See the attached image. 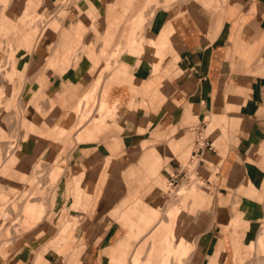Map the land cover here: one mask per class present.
Listing matches in <instances>:
<instances>
[{
    "label": "crops",
    "instance_id": "crops-1",
    "mask_svg": "<svg viewBox=\"0 0 264 264\" xmlns=\"http://www.w3.org/2000/svg\"><path fill=\"white\" fill-rule=\"evenodd\" d=\"M39 11L49 24L26 53L23 21ZM2 35L19 46L0 111L17 110L21 139L0 180L60 162L51 210L79 224L68 256L45 235L0 264H186L183 250L158 254L170 227L175 249L198 237L188 264H264V0H0ZM195 158L208 191L189 187L163 210L165 182ZM207 203L210 218L193 220Z\"/></svg>",
    "mask_w": 264,
    "mask_h": 264
},
{
    "label": "rangeland",
    "instance_id": "rangeland-1",
    "mask_svg": "<svg viewBox=\"0 0 264 264\" xmlns=\"http://www.w3.org/2000/svg\"><path fill=\"white\" fill-rule=\"evenodd\" d=\"M65 5L66 4H64L63 6ZM156 7L159 6L156 4L155 8ZM64 14L65 11L63 10V8H61L60 10H56L53 14L54 17L51 20H55L56 18L62 19ZM38 15L39 17L33 18L34 14H32L30 17L28 16L24 19V21L26 22L23 21V29H26V33H29L31 37L30 45L28 47L21 46L25 47L26 53L31 52L28 49L31 47L33 39L35 37L37 38L38 33L43 31V29L49 24V16L47 13L44 14L43 11H39ZM144 21L145 20H143V22ZM137 30L141 35L143 29L140 27ZM22 35L23 34L20 35V38L22 37ZM12 37L13 36L11 35L0 36V46L2 47V50L0 51V97L7 94V92L10 90V86L8 85V83L10 84L12 82L9 79V82L6 83V79H8L7 77L8 72L11 69V63L13 59L16 58L17 53L11 50L10 45L19 46V43L15 42L16 40H12ZM119 53H121V51H117L116 54H114L111 58H117ZM13 55L14 57L12 58ZM4 90L6 91L3 92ZM94 93H92V95ZM1 101H5V99H0V107ZM5 109L6 108H4V110ZM87 110H89V104L87 106ZM16 111L17 110L15 109L16 115H14V117L11 114L4 116V111H0V119L2 117L7 119L6 127L8 129H11L8 131V137L6 139L0 140L2 141V143L0 142V157L4 158L6 161L9 160L10 156L14 152V146L17 144L19 139H21L18 136V131L15 129V120L18 118ZM24 115L27 116L26 114ZM65 132V130H62V133L64 134L59 135L57 139H63L66 135H69V133ZM61 153L62 155H64L65 151H62ZM198 162L199 158H195L190 162L185 163L183 165V167H185V171L177 178L176 182L172 186H170L169 182H165L163 190L164 201L162 203L163 205H161V208L163 210L173 204H178L181 200V197L184 196L189 187H199L200 189L205 188L208 191V187L204 179H202L200 177L201 175H199L200 173H202V170L199 168ZM2 164L3 163L0 162V166ZM53 165H55L54 168ZM21 169L22 168L20 167V170ZM50 169L51 173L48 178V171ZM62 171L63 168L60 162L55 164H48L43 163L42 159H39L36 161V163H31L23 180L19 179L18 177L10 178L9 183L8 181L0 180V193H2V195L0 194V253L4 251L5 255L7 257H10L14 255L23 245H27L30 241L37 238H42L45 235L51 236V243L49 244L50 246H53V244L56 246L55 248H53V250H55L61 257L68 256L70 252L78 245L71 242H66V240L70 238V235H66L69 233V231H73V229H76L79 224L76 218H70L69 216H66L64 212L55 214L51 210L54 203L55 186L60 175L62 174ZM181 189H186V191L181 192L182 196H176L178 191H180ZM193 191L194 189H191V192ZM71 196L73 202L78 204V198L80 197L78 191ZM31 202L36 203V205L34 204V206H30L29 203ZM24 206L26 207L22 213ZM126 207L128 206L120 202L116 206L112 217L115 221L119 222V224L123 228V234L126 233V228L124 227L120 216L122 214V211H124ZM204 212L207 213V218H210V203H207L202 206V208L196 210L193 215V220L198 219L199 216ZM30 214L32 216H30ZM24 215L28 218H25ZM64 229H66L65 232ZM205 229H207V227L203 228V230ZM169 233L170 229H168V234ZM197 234L198 232L196 233V235ZM197 239L198 237L194 238L195 246L192 242H190V244L186 248V253L185 250L182 252V250L180 249L176 250L173 248L174 251H171L169 253L170 261L172 258L178 256V254H181L182 252L184 256L183 258L186 259V264H188L193 254L194 248L196 249ZM136 245L140 244L136 243ZM46 246L48 247V245ZM160 251L161 250H159L158 254H161ZM258 251L264 254V251H262L260 247ZM144 258L145 256L143 254L142 259L140 258V263H142ZM178 258L182 259V256H178ZM154 260H158V257H155ZM65 262H67V264H76V261L70 262L69 258ZM130 263L131 262H129V264ZM59 264L64 263L61 260ZM118 264L124 263L121 261Z\"/></svg>",
    "mask_w": 264,
    "mask_h": 264
},
{
    "label": "bare ground",
    "instance_id": "bare-ground-1",
    "mask_svg": "<svg viewBox=\"0 0 264 264\" xmlns=\"http://www.w3.org/2000/svg\"><path fill=\"white\" fill-rule=\"evenodd\" d=\"M106 70H107V68H105ZM109 69V68H108ZM96 90V87H94L93 89H92V92L94 93V91ZM87 98V97H86ZM82 104H80V106H81ZM82 108V107H81ZM79 110H81V109H79ZM64 131V130H63ZM66 133V132H65ZM186 191V189H181L180 190V193H177L176 194V196H178V197H180V195H182L181 194V192H185ZM30 206H34V203H30ZM28 209V208H27ZM27 211V210H26ZM171 212H169V214H170ZM177 213L179 214V210L177 211ZM176 213V214H177ZM25 216V215H24ZM30 216H32L31 214H30ZM25 218H28L27 216H25ZM176 218V217H175ZM41 219V218H40ZM168 229H170V233L168 234V236H167V238L162 242V245H161V247L159 248H157L158 250H161L160 252H161V254H159V256L160 257H163V258H165V257H167L168 255H169V253L171 252V251H174V249H175V241H176V235H175V228H172V227H170V228H168ZM65 230L66 229H64V232H65ZM178 244H177V248L178 249H180V250H185V253H186V248H187V243L185 242V239L184 238H181V237H178ZM159 246V245H158ZM153 247H155V245H153ZM174 248V249H173ZM176 248V249H177ZM173 249V250H172ZM137 258H136V260H135V264H136V262H137ZM163 262H165V260L163 261Z\"/></svg>",
    "mask_w": 264,
    "mask_h": 264
},
{
    "label": "built area",
    "instance_id": "built-area-1",
    "mask_svg": "<svg viewBox=\"0 0 264 264\" xmlns=\"http://www.w3.org/2000/svg\"><path fill=\"white\" fill-rule=\"evenodd\" d=\"M184 171H185V167L182 168L181 172H184ZM177 178H178V175L173 177V178H171L170 186H172L176 182Z\"/></svg>",
    "mask_w": 264,
    "mask_h": 264
}]
</instances>
